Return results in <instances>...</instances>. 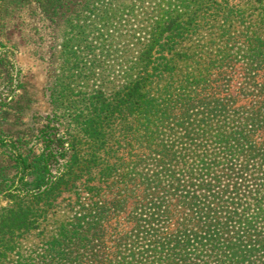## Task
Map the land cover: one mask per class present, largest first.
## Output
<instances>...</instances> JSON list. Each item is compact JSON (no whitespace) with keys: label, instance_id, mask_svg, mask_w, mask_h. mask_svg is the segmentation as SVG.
I'll return each instance as SVG.
<instances>
[{"label":"trees","instance_id":"16d2710c","mask_svg":"<svg viewBox=\"0 0 264 264\" xmlns=\"http://www.w3.org/2000/svg\"><path fill=\"white\" fill-rule=\"evenodd\" d=\"M81 7L84 40L95 32L102 50L85 57L88 73L96 75L100 62L102 73L85 114L74 115L85 120L92 158L76 133L38 151L2 140L14 147L15 173L0 166V194L12 201L0 207V264H264V96L247 106L200 96L224 63L242 61L252 73L264 67V0H152L148 10L134 0H92ZM95 43L86 41L87 53ZM115 114L121 123L132 119L121 139L140 144L127 164L103 132ZM119 167L121 194L112 203L119 220L111 228L93 178L78 180L96 170L107 182ZM79 190L89 196L86 210ZM71 191L79 210L49 225L58 198Z\"/></svg>","mask_w":264,"mask_h":264},{"label":"rangeland","instance_id":"374dc122","mask_svg":"<svg viewBox=\"0 0 264 264\" xmlns=\"http://www.w3.org/2000/svg\"><path fill=\"white\" fill-rule=\"evenodd\" d=\"M87 1L92 0H82L81 5L80 0H72L62 6L60 0H0V166L9 176L15 173V169L11 168L14 147L5 146L2 140L14 142L23 152L38 151L44 144L61 145L60 138L70 140L69 134L76 133L80 143L78 147L84 152V157L87 160L92 158L89 151L93 140L88 139L84 132L85 120L74 117L85 114L90 102L87 95L99 83V69L101 71L100 66L103 67L101 62L95 64L93 71L96 75L92 76L84 65L87 54L93 52V56L99 58L100 51L102 53L98 35L94 32L84 40V34L79 29L85 10L81 6ZM151 1L134 0L136 5L146 10ZM138 14V11H133L131 23L140 20L135 18ZM92 39L97 42L96 48L87 53L86 41ZM133 48L131 46L128 52H134ZM200 96L235 97V106L252 104L264 96V67L252 73L242 61L224 63L212 70L209 86ZM127 119L118 122L115 114L110 125L103 128L106 137H111V142L116 141L113 148L120 147L118 156H122L126 164L140 148L134 138L122 140L120 137L121 128L132 126L131 117ZM48 131L56 132L59 139L50 140ZM62 143L68 145L67 142ZM143 147L146 146L142 145V150ZM115 160L117 157L112 162ZM61 164H64L62 159L55 164V168L59 165L60 169ZM120 170L119 167L117 177L114 174L107 182L97 180L96 170L78 180L86 182L89 177L93 178L91 184L98 186V196L94 198L108 204L110 212L106 225H111V228L119 220L112 211V203L121 194L117 191L121 185L118 181ZM130 185L128 188H131ZM79 192L80 205L82 210H86L89 196L86 190ZM57 203L59 206L55 214H50L49 225L53 219L68 220L79 210L74 191L64 192ZM10 204L11 199L0 194V207ZM129 207L130 201L126 204V211ZM33 241L30 238L25 242L29 244Z\"/></svg>","mask_w":264,"mask_h":264}]
</instances>
